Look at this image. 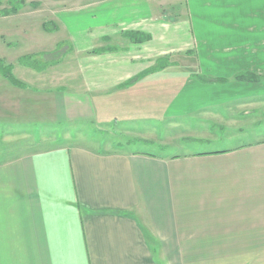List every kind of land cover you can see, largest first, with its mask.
I'll use <instances>...</instances> for the list:
<instances>
[{"label": "crops", "instance_id": "0c3cea01", "mask_svg": "<svg viewBox=\"0 0 264 264\" xmlns=\"http://www.w3.org/2000/svg\"><path fill=\"white\" fill-rule=\"evenodd\" d=\"M147 1L148 11L131 14L140 27L126 26L123 12L90 34L72 33L58 14L33 22L38 3L26 28L66 33L78 59L39 69L0 56L26 85L0 73V118L44 147L0 161V264H264V140L158 156L94 150L55 135L62 123L103 118L110 109L143 115L134 101L153 95L148 86L160 87L153 97H169L163 120L185 132L189 117L223 128L238 124L237 110L264 111L250 109L264 103V25L243 30L241 17L228 15L230 22L211 23L212 41L199 39L206 23L189 18L190 0L179 22L151 16ZM174 63L188 73H167ZM149 133L140 141L153 144L156 132Z\"/></svg>", "mask_w": 264, "mask_h": 264}, {"label": "rangeland", "instance_id": "374dc122", "mask_svg": "<svg viewBox=\"0 0 264 264\" xmlns=\"http://www.w3.org/2000/svg\"><path fill=\"white\" fill-rule=\"evenodd\" d=\"M132 1L134 5H132ZM145 1L147 0H130V2L129 0H25V4L17 16L3 20V16L0 14V36H4V40L12 45L10 50H7L4 41L0 39V56L8 54L19 58V62L23 65H35L39 69L52 62H68L78 59L74 55V51L71 52L70 43L63 41L66 33L63 36L64 32L47 34L31 26L26 28L28 19L24 17L26 14L36 11L34 7L36 3H40V7L37 9L38 14L34 13L33 15V22L49 21L58 14V17H63V22L72 33L77 34V31H82L85 34V30L86 32L91 30L89 31L90 34L91 32H98L101 27L107 24L109 19L118 14L121 15L123 12L126 18H130L126 20L128 21L126 26L130 28L140 27L142 22L132 19L131 14L136 12V8H140V12L148 11ZM186 1L149 0L147 2L151 16H155L156 13V18L159 20L164 17L169 18L172 22H179L186 13ZM8 2L9 0H0V10L10 8ZM188 9L189 18L193 16L194 20L197 21L198 17H203L205 20L206 24L202 32L197 31L199 39L204 38L212 41L216 32L211 23L213 21L230 22L229 19H226L228 15H232V18L235 15L241 17L236 23L243 30L252 27L260 28L264 25V18L259 15L260 11L264 10V0H190ZM253 14H256L257 17L255 18ZM110 21L112 24L113 20ZM114 29L116 31L119 28L117 26ZM114 29L111 28L109 31ZM239 42L237 40L236 44ZM76 43L78 46L82 44L79 39ZM251 43L255 44V41H251ZM32 54L34 56H30ZM184 61L187 63L190 59H184ZM65 65L67 66V64ZM62 69L69 70L68 67ZM185 70L181 63H174V68L167 73L177 72L178 76H181L185 72L188 73ZM227 83L214 84L225 85ZM173 87V94H175L177 92L175 88L178 86L173 85ZM159 88L158 86H148L153 95L158 93ZM153 95H144L135 99L134 104H142L139 108H142L143 115L120 116L122 111L110 109L103 118L62 123L60 127H55V135L59 136L60 143L66 142L94 150L144 152L158 156H170L192 150L228 149L264 140V111L254 113L237 110L236 116L240 123H230L223 128L209 122L203 123L198 116L189 117L185 123L191 130L185 132L183 131L185 127L170 126L163 120V108L167 102L165 99L169 97L164 99L159 95L154 97ZM149 102H155L157 106L150 108L147 105ZM256 108L264 109V103L253 104L250 109ZM112 114L116 116H112ZM8 120L12 123L11 118ZM11 123L0 118V161H6L30 151L44 149L41 146H32L34 140H26L22 137L27 133H16V130H20V126ZM31 130L30 135L34 138L37 135L40 136V129L32 128ZM148 132H151L149 133L151 136L153 132H156V141L153 144L140 141V136L148 134Z\"/></svg>", "mask_w": 264, "mask_h": 264}, {"label": "trees", "instance_id": "16d2710c", "mask_svg": "<svg viewBox=\"0 0 264 264\" xmlns=\"http://www.w3.org/2000/svg\"><path fill=\"white\" fill-rule=\"evenodd\" d=\"M10 4V8H4L2 10H0V14L3 17H7L10 15H14L19 13L20 9L23 7V5L25 4V0H9L8 2ZM38 3L34 4V7H37ZM45 29L49 28V25L46 24L44 26ZM52 30V29H51ZM147 40V37H145L144 41ZM143 41V42H144ZM13 68L10 65H6L3 61L0 60V73L2 74V76H4L12 85L17 86V87H25L26 85L24 83H22L21 81H19L12 73ZM200 80L204 81V82H209V83H224L227 82V80H218V79H210V78H206L204 76H199ZM135 81H132L128 84H131Z\"/></svg>", "mask_w": 264, "mask_h": 264}]
</instances>
